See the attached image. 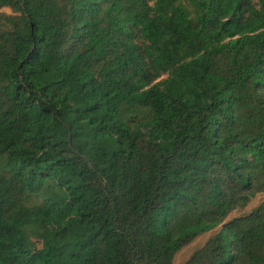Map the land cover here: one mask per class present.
<instances>
[{"label": "trees", "instance_id": "obj_1", "mask_svg": "<svg viewBox=\"0 0 264 264\" xmlns=\"http://www.w3.org/2000/svg\"><path fill=\"white\" fill-rule=\"evenodd\" d=\"M3 8L0 264H264V0Z\"/></svg>", "mask_w": 264, "mask_h": 264}, {"label": "rangeland", "instance_id": "obj_2", "mask_svg": "<svg viewBox=\"0 0 264 264\" xmlns=\"http://www.w3.org/2000/svg\"><path fill=\"white\" fill-rule=\"evenodd\" d=\"M0 13L9 14L10 11L8 9H6V8H3V9H0ZM33 120H34V123H37V121H38L36 117H34ZM263 201H264V194L256 195L254 198H252L250 201H248L243 208L236 209V210L230 212L228 214L227 219H230V218H233V217H237V216H240V215H244V214L248 213L249 211H251L252 209H254L256 206H258ZM218 228H219V226L216 227L215 229H213L212 231L208 232V233L201 234V235L197 236L187 246H185L181 250H179L176 254H174L173 259H172V264H182L185 260H187L189 255L193 251H195L197 248L202 246V244L214 232H216ZM227 242H228L227 239H225L226 249L228 247V243Z\"/></svg>", "mask_w": 264, "mask_h": 264}]
</instances>
